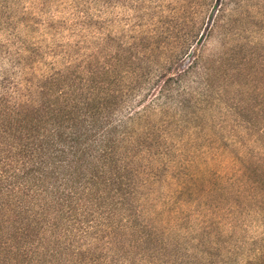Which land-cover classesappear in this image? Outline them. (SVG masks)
<instances>
[{
  "label": "rangeland",
  "instance_id": "374dc122",
  "mask_svg": "<svg viewBox=\"0 0 264 264\" xmlns=\"http://www.w3.org/2000/svg\"><path fill=\"white\" fill-rule=\"evenodd\" d=\"M94 99L130 220L63 264H264V0H0V102Z\"/></svg>",
  "mask_w": 264,
  "mask_h": 264
},
{
  "label": "trees",
  "instance_id": "16d2710c",
  "mask_svg": "<svg viewBox=\"0 0 264 264\" xmlns=\"http://www.w3.org/2000/svg\"><path fill=\"white\" fill-rule=\"evenodd\" d=\"M69 107L0 102V264L78 259L77 244L113 237L129 219L119 218L128 189L107 104Z\"/></svg>",
  "mask_w": 264,
  "mask_h": 264
}]
</instances>
